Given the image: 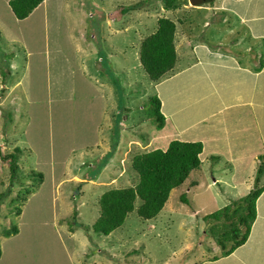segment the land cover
Listing matches in <instances>:
<instances>
[{"label": "rangeland", "instance_id": "rangeland-1", "mask_svg": "<svg viewBox=\"0 0 264 264\" xmlns=\"http://www.w3.org/2000/svg\"><path fill=\"white\" fill-rule=\"evenodd\" d=\"M140 1L142 0H45L40 8L22 21L16 20L7 7L3 8L5 16L0 14V75L6 74L8 70L13 78L14 73H17L18 77L14 81L19 82L10 89L5 100L0 101V264H110V261L113 264H156L149 262L147 255L142 257L141 262L140 249L150 246V235L142 236L141 232H136L138 243L131 241L126 232L128 223H132L129 218L123 224L124 240L121 243L124 247L115 240L112 247L105 248L103 237L88 231L89 229L86 233H78L77 225L83 220L68 218L74 205L68 189L66 190L68 184L80 181L68 167L77 166L73 153L88 147L92 138L103 136L99 142L96 140L102 151L93 158L96 164L87 169L86 175L97 171L103 163H97L98 160L108 150L111 155L108 162L111 165L116 163L112 158L120 155L118 162L123 165L125 152H128L131 146L129 142L135 139L130 137L137 136L136 128L145 130L143 134H147L148 138L162 131L182 135V132L174 129L179 126L176 117L168 118L165 114L161 119L162 129L157 132L155 119L152 125L151 119H148L154 112L152 104L149 106L147 103L143 107L144 100L158 91L157 86L153 87L154 83L144 73L137 56L139 48L133 30L138 29L139 23L143 32H147L144 18H141L143 13L135 8L129 9L118 23H112L108 17L118 6L128 8ZM0 10L3 11L2 8ZM220 15L219 10L217 18ZM241 15L243 13L237 15L233 22L225 27L211 25L207 30H203L202 22L205 17L201 13L193 12V17L186 20L185 27L178 33V38L180 41L184 39V29L189 26L203 31V34L199 35L202 41H198L202 47H210L209 55L217 50L230 49L228 43L222 41L224 33L228 30L237 33L234 39L242 37L245 40H237L238 45L251 46L246 34L247 25H242L238 20ZM193 46L194 43L192 49ZM176 48L180 55L178 43ZM9 49L14 53H6ZM253 49L254 52L262 54L264 42H256ZM198 53L199 50L196 56ZM60 54L65 61L62 58L56 59ZM193 58L195 54L188 50L186 59ZM57 69L60 70L59 73H56ZM217 71L215 76L223 79L220 74L223 70L217 68ZM205 74L210 77L209 70H205ZM200 81V78L190 81L185 91L179 88L178 96L185 99L179 101L180 107L184 102H189L186 101L187 97L182 95L188 94ZM69 84L72 85L71 91L66 90ZM48 92L51 97L47 95ZM5 94L0 91V98ZM108 95L110 101L107 100ZM30 106L33 109H30ZM142 111H147L144 113L149 115L144 121ZM187 111L192 113V107ZM221 119L222 117L217 115L208 121L206 126H209L211 121L217 124ZM140 120L142 122H139ZM125 122L136 127L125 128L129 135L122 131L124 127L121 125ZM22 131L25 135L19 138ZM106 136H109L108 140ZM139 141L143 144L140 139ZM243 141L240 143L243 144ZM111 143L116 144V147L110 149ZM11 146H14L13 149ZM15 147L24 152L26 161L25 166H17V172L13 169L10 171L7 158V155L13 154L14 158L19 159V150ZM80 162L87 163L86 155L81 156L78 165ZM126 162L128 164V161ZM231 165L226 156L219 157L217 162L208 160L199 167L202 170L201 178L198 171H193L182 186L170 193L181 195L188 201L184 204L188 208L185 209V216L181 215L179 225L181 232L185 234L184 237H190V245L189 240L184 245L191 249L184 264L197 263L203 256L202 252L211 253L206 249L197 253L193 251L196 246L194 234L199 228L205 226L207 229L203 244L215 237L214 243H218L224 234L212 229L222 226L225 218L217 220L204 217H219L225 213L216 208L219 205H227L224 195L229 196L233 192L230 185L231 172L235 173V170ZM251 166H262L259 186L252 185V189L261 187L264 183V164ZM127 168L130 169V166H125L126 170ZM64 174L65 179L62 180ZM106 174H113L110 176L112 179L115 172L108 171ZM253 175L254 171H248V178ZM214 178L221 179L219 184L207 187V183H214ZM193 179L200 181V185L188 192L186 184ZM93 189L97 193V189ZM34 208L41 215L39 221L35 219L37 213L33 211ZM75 208L77 210L81 205L77 204ZM82 209L89 213V204H85ZM243 210L244 207L234 216L235 225L239 226V229L243 225H240V218L237 217L242 216L240 212ZM163 215L167 218V215ZM84 221L89 226L91 220ZM12 227L16 232L5 237L4 233ZM53 229L57 230L64 242V247L60 250L62 259L55 262L47 257V253L54 250L51 244L55 242ZM71 230L75 232L72 233ZM243 231L241 229V233ZM154 237L162 242L157 233ZM110 240L112 241V238ZM87 249L102 254L98 255L97 261L93 263L87 260L84 262V257L80 261L78 254ZM219 249V253L223 254L229 247L215 248L213 253ZM102 255L104 259L100 260ZM181 256L173 255V262L167 264H182L179 261ZM165 261L163 254L160 262L165 264Z\"/></svg>", "mask_w": 264, "mask_h": 264}, {"label": "crops", "instance_id": "crops-1", "mask_svg": "<svg viewBox=\"0 0 264 264\" xmlns=\"http://www.w3.org/2000/svg\"><path fill=\"white\" fill-rule=\"evenodd\" d=\"M44 1L28 17L40 8L44 4ZM8 2L9 0H0V8L3 10L4 7H7L11 11ZM179 5L182 6L180 7ZM158 10L157 17L161 15L171 18L175 24V50L181 62L176 66L174 72H171L172 74L166 76L161 82L153 85V87L157 86L158 89L156 95L160 100L161 114H165L168 118L176 117L179 126H175L174 129L182 132V135H176V133L170 134L163 131L159 132L161 128L157 131L159 133L151 138L148 146L144 147L138 142V132L136 131L137 136L131 135L130 139H135L130 140L129 144L131 146L129 145L130 148L128 152H125L126 155L124 157L126 159L130 152L137 147L142 149H152L155 147L164 150L171 140L200 143L201 152L198 158L201 164H204L208 160L217 162L219 157L226 156L228 162L232 164V169L235 170V173L231 172L230 185H232L233 192L229 196L224 195L227 205H219L216 210L222 211L224 208H229V216L227 217H231L243 205L242 200L252 190V185L259 186V180L261 179L259 174L262 172V166L251 165L264 164V51L262 54H259L258 52H254L253 49L256 42H264V0H180L170 10H164L161 6ZM219 10L221 11V15L217 18ZM193 12H196V14L201 13L205 17L202 22L203 30H207L211 25H216L219 28L225 27L231 24L237 15L243 13V15L238 17V20L242 25H247L248 30L246 34L251 46L238 45L237 40L240 39L243 42L245 40L242 37L234 39L237 33L228 30L224 33L225 37L222 41L228 43L230 49L217 50L215 53L209 55L210 47H202L200 45L201 42H199L202 41V39H199V35H202L203 31H197L192 26L184 29V39L180 41L178 33L185 27L186 20L193 17ZM0 14L5 16L4 10H0ZM1 29L4 30L3 28ZM177 43L180 46V55L176 48ZM192 43H194L193 49L191 47ZM201 48L202 50L200 51ZM188 50H191L195 54V58L186 59ZM198 50L199 53L196 56ZM6 53L13 54L14 52L9 49ZM61 58L65 61L61 54L56 59ZM217 68L223 70V73H220L224 77L223 79L215 76V73L218 74ZM205 70L210 71V77L205 74ZM59 72L60 70L57 69L56 73ZM46 74L48 75V73ZM202 74L204 75L202 76ZM11 75L12 73L8 70L6 74L0 75V91L6 93L0 98V101L5 100L10 89L19 82L18 80L14 81L18 77L17 73H14L13 78H11ZM199 78L202 79L200 84L194 86L188 94L182 95L183 97L186 96L188 99L186 101L189 102H184L182 107H180L179 101L185 99L178 96L179 88L185 91L188 89L190 81L198 80ZM66 90L71 91L72 85L69 84ZM47 95L51 97L50 92ZM107 100H109V95L107 96ZM189 107H192V113L187 111ZM29 108L33 109L32 106ZM217 115L221 116L222 119L218 120L217 124H213V121H211L210 125L206 126L207 122ZM190 118L194 120L191 121ZM121 126L124 127L123 133L129 135L125 130V128H129L126 122ZM21 133L22 135L19 138L25 135L24 131ZM11 137L15 138L16 136ZM102 137L90 139L88 147L74 152L73 155L75 156L77 166H68L73 171V176L80 179L78 182L68 184L66 188V190L68 189L67 192L70 193V200L74 205L72 214L68 218L73 217L83 220L77 225L76 231L78 233H86V228H89L94 220L99 217V198L105 191L111 187L123 188L126 183L130 182V177H127L125 174V160L123 161V165L118 162L120 155L117 158H112V161H116V163L111 165L108 162L111 157V155H108L110 150L98 160L97 163L100 161H103V163L97 171L92 175H86L87 169L96 164L93 158L102 151L96 142V140L99 142ZM106 138L108 140L109 136H106ZM242 140H244L243 144L240 143ZM11 147L13 149L14 146ZM115 147L116 144L111 143L110 149ZM17 149L19 150L17 153L20 157L19 159L15 158L16 165L25 166L24 152L19 148ZM30 154L35 155L32 152ZM83 154L87 157V163L83 164L80 162L78 165ZM250 170L254 171L252 178H248L247 176ZM108 171L115 172L112 179H110V176L113 174H106ZM195 171H198V176L201 178L202 170L198 168ZM46 176L49 178V174ZM38 177H41L39 173ZM52 177L56 181L55 177ZM64 177L65 174L62 180L65 179ZM220 180L214 178V183H207V187L219 184ZM199 185L200 181L193 179L186 184V188L190 192L191 189ZM257 186L256 188H261V192L255 203V220L251 225L246 241L228 254H220V249L213 253V249L219 247L228 248L229 244L226 243L221 246V243H214L216 242V237L203 244L207 236V229H205V226L199 228L194 234L196 246L193 248V251L197 253L206 249V251L211 253L202 252L203 256H201V260L194 264H264V183L261 187ZM243 187L245 189H241ZM93 188L97 189V193L94 192ZM174 191L175 189L171 190V192ZM170 193L164 202L163 208L153 219L143 220L138 217L136 211L133 214H129L131 216L129 219L132 221L130 226L126 227L129 239L137 244L139 239L136 238V232H141L142 236L146 234L150 235V246H143L140 249L141 262L142 257L147 255L149 262L162 264L160 259L164 254L166 259L165 264H167L173 262L171 257L177 254L178 256L182 255L179 261L184 264V260L190 255V247L184 246L187 240H189L190 245V237L189 235L184 237L185 234L183 235L179 228L181 215L185 216V209L188 208L184 204H187L188 201L181 195ZM181 199H184V201ZM77 204H80L81 208L76 210ZM85 204H89L90 206L89 213H85L82 209ZM137 208L138 206L134 205V210H137ZM33 211H36L37 217L35 219L39 221L41 218L40 213L35 208ZM163 214L167 215V218ZM204 215H206L205 211ZM84 219L91 220L88 223L89 226L85 224ZM241 229L244 230V227ZM88 231L93 232L90 228ZM74 232L75 230L72 231V233ZM156 233L162 242L154 237ZM53 234L55 242L51 244L54 246V250L47 253V257L52 258L55 262L62 259L60 250L64 247V242L57 233V230L53 229ZM123 234L124 226L113 230L108 235L98 236L103 237L105 248L107 246L112 247V242L115 240L118 241V244H121V247H124V244L121 243L124 240ZM17 235L18 233L13 236ZM77 236L79 237L78 234ZM110 238H112V241H109ZM209 238H212V236H209ZM91 251L92 249L81 251L77 258L81 261ZM101 254L102 252L98 251L95 254L92 253L93 259L91 262L97 261L96 258ZM121 254L123 255L124 253L121 252ZM117 255L119 254L117 253ZM103 259L102 255L100 260ZM81 264L84 263L81 262ZM110 264L113 263L110 261Z\"/></svg>", "mask_w": 264, "mask_h": 264}, {"label": "trees", "instance_id": "trees-1", "mask_svg": "<svg viewBox=\"0 0 264 264\" xmlns=\"http://www.w3.org/2000/svg\"><path fill=\"white\" fill-rule=\"evenodd\" d=\"M43 0H9L8 4L12 14L18 20L27 18L32 11L42 3ZM180 0H142L125 8L122 17L117 21L110 18L112 23H118L125 15L127 10L135 8V10L143 13L141 18H144V24L147 32H143L139 23L138 29H134L133 33L137 37L138 58L140 66L144 69V73L148 75L149 80L155 84L161 82L166 76L172 74L181 62L174 43L175 24L171 18L164 16L157 17L158 8L163 7L164 10H170L179 3ZM180 7L182 5H179ZM176 9V8H175ZM145 31V30H144ZM139 38V39H138ZM150 99V100H149ZM149 103L153 106L154 112L150 117L146 115L147 111H142L144 117L151 119V124L155 119L156 131L162 128L161 119L163 118L160 112V100L156 94L148 96L143 102V107ZM128 113V112H126ZM141 120L139 122H142ZM126 124L135 127L128 122ZM138 142L139 139L143 142L142 146H148L151 138L147 134H143L145 130H137ZM146 135V136H144ZM117 141V140H116ZM201 152V145L197 142H181L171 140L164 150L160 148L142 149L137 147L125 159L127 168L125 174L130 177V182L126 183L123 188H109L99 198V217L89 226V228L97 235H108L113 230L120 228L125 223V220L131 217L135 211L139 218L143 220L153 219L163 208L164 202L173 189L182 186L189 177L190 173L200 167V159L198 158ZM110 155V153L108 154ZM9 160V169L15 172L17 162L13 154L7 155ZM128 161V164L127 162ZM261 188H253L242 200L240 206L232 215L229 216V208H224L225 213L219 217L206 216L205 218H215L220 220L225 218L222 226L214 228L212 231L220 232L222 235L218 243L222 246L229 244V249L226 253L232 252L236 247L242 245L249 234L251 225L255 220L256 208L255 203L261 192ZM184 201V199H181ZM245 204V205H244ZM134 205L138 206L134 210ZM244 207L240 218V225H243L244 231L241 233L239 226L235 225L234 216ZM135 213V214H136ZM216 216V215H215ZM227 217V218H226ZM73 219V217H71ZM74 220H78L74 218ZM141 221V220H140ZM142 222V221H141ZM127 226H130L128 223ZM225 227L223 230L222 228ZM86 228V231L89 229ZM227 229V230H226ZM226 230V231H225ZM16 232L14 227L8 229L4 236L8 237ZM239 235V239H237ZM220 236V235H219ZM225 240V241H224ZM92 250L82 260L85 262L92 261Z\"/></svg>", "mask_w": 264, "mask_h": 264}, {"label": "water", "instance_id": "water-1", "mask_svg": "<svg viewBox=\"0 0 264 264\" xmlns=\"http://www.w3.org/2000/svg\"><path fill=\"white\" fill-rule=\"evenodd\" d=\"M125 7H122L121 9H117L116 11L111 12L110 14H108L109 18H113L118 19L119 17H122L123 13H124Z\"/></svg>", "mask_w": 264, "mask_h": 264}, {"label": "flooded vegetation", "instance_id": "flooded-vegetation-1", "mask_svg": "<svg viewBox=\"0 0 264 264\" xmlns=\"http://www.w3.org/2000/svg\"><path fill=\"white\" fill-rule=\"evenodd\" d=\"M122 7H117L116 9H114L113 11H116L117 9H121ZM114 21H117V19H115Z\"/></svg>", "mask_w": 264, "mask_h": 264}, {"label": "clouds", "instance_id": "clouds-1", "mask_svg": "<svg viewBox=\"0 0 264 264\" xmlns=\"http://www.w3.org/2000/svg\"><path fill=\"white\" fill-rule=\"evenodd\" d=\"M9 237V236H8Z\"/></svg>", "mask_w": 264, "mask_h": 264}]
</instances>
